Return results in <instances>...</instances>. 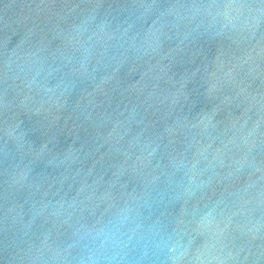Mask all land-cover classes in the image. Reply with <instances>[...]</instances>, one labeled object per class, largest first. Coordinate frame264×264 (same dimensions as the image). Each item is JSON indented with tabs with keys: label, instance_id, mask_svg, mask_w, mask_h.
I'll return each mask as SVG.
<instances>
[{
	"label": "water",
	"instance_id": "1",
	"mask_svg": "<svg viewBox=\"0 0 264 264\" xmlns=\"http://www.w3.org/2000/svg\"><path fill=\"white\" fill-rule=\"evenodd\" d=\"M0 264H264V0H0Z\"/></svg>",
	"mask_w": 264,
	"mask_h": 264
}]
</instances>
